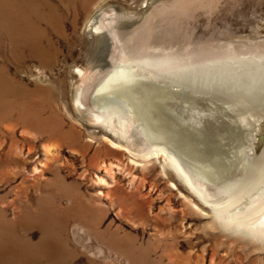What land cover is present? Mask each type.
I'll return each mask as SVG.
<instances>
[{"label": "rangeland", "instance_id": "rangeland-1", "mask_svg": "<svg viewBox=\"0 0 264 264\" xmlns=\"http://www.w3.org/2000/svg\"><path fill=\"white\" fill-rule=\"evenodd\" d=\"M49 1L57 14L44 10L19 20L15 32L0 28L1 219L11 223L18 215L32 213L37 200L48 201L44 190L50 191L47 183H51L64 196L57 199V205L67 210L72 196L79 197L92 214L88 222L100 221L101 230L108 229L107 238L100 241L81 225L70 223L67 229L69 235L80 233L82 243L99 254L94 256L98 260L105 258L109 264H264V241L220 226L210 208L170 168L162 171L161 158L145 162L107 141L92 139L102 134L103 127L90 115L77 112L75 103L78 89L85 84L79 70H90V57L95 53L94 44L87 41L86 23L92 14L117 8L136 15L134 25L131 20L125 23V34L142 26L143 16L153 14L141 29L151 39L157 36L160 43L172 37L170 29H175L172 44L157 47L182 52L204 41L221 47L264 44V0H219L210 13L197 11L175 28L170 21H162L172 15L154 14L173 0ZM146 6L150 9L141 15ZM73 18L78 24L75 31ZM50 20L48 28L45 23ZM26 28L29 36L22 32ZM145 76L140 80L154 88L155 96L147 100L153 111L151 131L139 123L142 138L149 139L156 150L165 148L173 154L204 179L213 193L231 187V192L241 196L239 208L264 196V177H259V168L264 167V72L260 78L255 75L246 80L203 76L199 83ZM200 109L219 112L226 126L217 121L208 125L207 119H201L208 137L187 118L184 122L175 118L177 110L190 118L191 113L198 116ZM225 121L233 122V135ZM43 127L46 138H40ZM214 127L222 132L218 134ZM190 200L202 211H192L187 204ZM29 236L33 242L39 237L36 229Z\"/></svg>", "mask_w": 264, "mask_h": 264}, {"label": "bare ground", "instance_id": "bare-ground-1", "mask_svg": "<svg viewBox=\"0 0 264 264\" xmlns=\"http://www.w3.org/2000/svg\"><path fill=\"white\" fill-rule=\"evenodd\" d=\"M218 2L219 0H173L170 4L156 9L154 14L162 15L168 13L170 16L172 15V17L162 21H170V27L175 28L180 24L181 19L192 17L197 11L210 13L216 9ZM149 9L150 7L146 6V10L140 11L141 15H144ZM44 10L52 15L57 14L55 13L56 9L49 0H0V28H5L6 32L7 30L15 32L19 25L17 21L38 16ZM190 11L192 15L189 14ZM135 16L125 14L117 8H112L109 11L96 12L87 20L86 28L89 31L88 36L90 38V41H87L94 44L95 53L90 57V70L88 72L79 70V77L85 84L82 82L84 86L78 89L75 103L78 106H76L77 112L82 111L90 115L93 122L103 127L102 134L99 137L93 135L92 139H99L100 143H106L107 141L116 149L126 151L134 158L145 162L150 159L161 158L163 163L162 171L164 172L166 167L170 168L189 191L210 208L214 219L218 221L220 226L225 229L245 232L253 239L264 241V196H260L259 199H254L239 208L241 196L231 192V187L221 188L218 189L216 194L213 193L204 179L186 167L173 154L167 152L165 148V150H156V147L153 146L152 142H149L147 136L148 140L142 138L141 129L139 128V123H141L142 125L144 124L143 127L146 125L147 130L151 131L153 111L148 107L147 100H151L155 96L154 88L143 84L140 77H146L145 75H147L153 80L165 77L179 83L185 81L195 82L197 80H199V83L200 78H203V76L213 77L214 79L218 77L225 79L231 77L230 79L233 78V80L236 77L245 80L247 78L253 79L255 75L259 77L264 72V44L256 43L253 46L243 44L240 46L221 47L204 41L197 42L182 52H172L168 48V51H166L165 48H158L157 46L159 44L165 45L166 43L171 45L173 35L177 34V31L174 32L175 29H170L172 37H164V42L162 40V43L158 41L160 39L157 36L151 39L147 30L141 29L151 22L149 20L153 14H149L145 17L143 16L144 18L142 17L143 20L139 25L143 23V27L139 26L125 34V28L128 27L125 23L128 20L133 22L136 19ZM59 17H62V14H59ZM51 21L45 23L48 28L52 26ZM3 22L7 24L5 25ZM60 23L62 24V22ZM71 25L74 31L77 30L76 19L73 18L71 20ZM27 31H29V28L22 30L24 35L27 34L29 36ZM62 37L65 39L63 32ZM241 47L244 49H241ZM11 93L12 91H9V94ZM115 96L118 97L115 98ZM257 97H259L258 94ZM122 105L127 106L123 107ZM207 110L200 109L198 116H194L191 113L189 114L190 118L184 116L183 111L178 112L179 110H177L175 118L179 117L181 120L183 119V122L187 118V120H190V124L192 123L195 128H199L200 131L208 134L209 137L210 134L203 130V123H205L203 120L207 119L208 125L210 124L208 122L211 121L212 123L217 121L218 124H221V122L223 124V120L221 121L222 118L218 111V113H215L212 109L208 113ZM225 122L230 123V125L233 124L232 121ZM185 123L187 124L188 121ZM224 126H226L225 123L222 127ZM227 128H230L229 132L232 133L231 135L235 133L232 125ZM43 129L46 132L42 131L40 138H46L44 134L47 133V130L44 127ZM215 132L219 134L222 130L218 129ZM48 133V137H50L52 132L49 131ZM259 169V177L263 178L264 167L260 166ZM47 186L51 187L50 191L44 190L47 193L48 201L45 198L37 200L35 202V210L31 211L32 213L27 211V213L14 218V222L9 223L10 221L1 219L4 217V212L0 211V219L2 220H0V264H109L105 258L98 260L99 254H95L89 244L82 243L80 233L72 232L69 235L67 231L68 227L71 226L70 223L73 226L78 224L88 229L93 239L100 241V239L107 238L108 229L101 230L100 221L94 225L88 222V215L92 214H89V211L80 202L82 200L79 197L71 195V207L67 210L57 205V199L64 197L63 193L61 194L59 190L53 188L51 183H47ZM44 188H46V185ZM187 204L196 213L202 211L201 207L194 201L190 200ZM31 229H36L38 232L39 237L35 242L29 236ZM89 231H87L88 234ZM117 232H115V242L120 245L121 238L116 235ZM87 254L92 256V258H88Z\"/></svg>", "mask_w": 264, "mask_h": 264}]
</instances>
